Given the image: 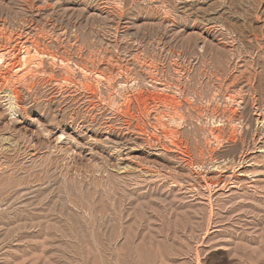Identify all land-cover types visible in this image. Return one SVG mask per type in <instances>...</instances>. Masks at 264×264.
I'll return each instance as SVG.
<instances>
[{
    "label": "rangeland",
    "instance_id": "obj_1",
    "mask_svg": "<svg viewBox=\"0 0 264 264\" xmlns=\"http://www.w3.org/2000/svg\"><path fill=\"white\" fill-rule=\"evenodd\" d=\"M3 53L0 264H264V0H0Z\"/></svg>",
    "mask_w": 264,
    "mask_h": 264
},
{
    "label": "bare ground",
    "instance_id": "obj_2",
    "mask_svg": "<svg viewBox=\"0 0 264 264\" xmlns=\"http://www.w3.org/2000/svg\"><path fill=\"white\" fill-rule=\"evenodd\" d=\"M26 42H28V41H26ZM5 48V47H4ZM28 48V47H27ZM13 49H14V47H13ZM15 51V50H14ZM6 53V52H5ZM8 53V52H7ZM25 55H30L31 54V52L29 51V49H27V50H25V53H24ZM6 55V54H5ZM5 55H4V53L3 54H1L0 55V61L2 62V58H5ZM17 63V62H16ZM10 66V65H9ZM11 94L12 95H10V97H12V99L15 101V104H19L18 103V99L19 98H17L18 97V95H17V93L16 92H12L11 91ZM8 95V94H7ZM8 98V97H7ZM12 99H11V101H12ZM14 104V103H13ZM20 107V106H19ZM13 108V107H12Z\"/></svg>",
    "mask_w": 264,
    "mask_h": 264
},
{
    "label": "clouds",
    "instance_id": "obj_3",
    "mask_svg": "<svg viewBox=\"0 0 264 264\" xmlns=\"http://www.w3.org/2000/svg\"><path fill=\"white\" fill-rule=\"evenodd\" d=\"M8 110H9V112H14L13 108H9Z\"/></svg>",
    "mask_w": 264,
    "mask_h": 264
}]
</instances>
